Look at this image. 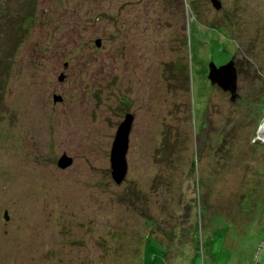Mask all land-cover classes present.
Listing matches in <instances>:
<instances>
[{"label": "rangeland", "instance_id": "rangeland-1", "mask_svg": "<svg viewBox=\"0 0 264 264\" xmlns=\"http://www.w3.org/2000/svg\"><path fill=\"white\" fill-rule=\"evenodd\" d=\"M220 2L0 0V264H264V0Z\"/></svg>", "mask_w": 264, "mask_h": 264}, {"label": "water", "instance_id": "water-1", "mask_svg": "<svg viewBox=\"0 0 264 264\" xmlns=\"http://www.w3.org/2000/svg\"><path fill=\"white\" fill-rule=\"evenodd\" d=\"M210 2L216 10L221 9L222 6L219 0H210ZM98 42L99 41H97L96 44ZM63 79L64 76L59 77V81H63ZM208 79L210 80V84L212 86H218V88H220L223 92L229 93L231 97V102H235L238 99L237 71L234 67V62L232 59L228 64L219 67L211 63L209 65ZM53 100L55 103H57L61 102L62 99L61 97L55 96ZM132 122L133 116L127 115L125 117V120L120 124L117 129L116 136L111 148V176L116 184H120L127 173V163L125 156L128 149V137L131 130ZM70 163V159L66 164L64 161L62 162L64 168L69 166Z\"/></svg>", "mask_w": 264, "mask_h": 264}, {"label": "clouds", "instance_id": "clouds-1", "mask_svg": "<svg viewBox=\"0 0 264 264\" xmlns=\"http://www.w3.org/2000/svg\"><path fill=\"white\" fill-rule=\"evenodd\" d=\"M220 1V0H219ZM211 3V2H210ZM221 3V2H220ZM212 5V4H211ZM213 7V6H212ZM214 8V7H213ZM222 8V7H221ZM215 9V8H214ZM216 10V9H215ZM97 42V41H96ZM96 42H95V44H96ZM225 65V64H224ZM60 76H64V74H61ZM59 76V77H60ZM59 77H58V81H59ZM64 80V79H63ZM209 80V79H208ZM59 82H62V81H59ZM209 83H210V80H209ZM212 86V85H211ZM56 96V95H55ZM57 97H60V96H57ZM62 99V98H61ZM54 101V100H53ZM62 101V100H61ZM55 103V102H54ZM58 103V102H57ZM60 103V102H59ZM5 214H6V217H7V219H6V217H5ZM4 219L5 220H8V215H7V212H5L4 213Z\"/></svg>", "mask_w": 264, "mask_h": 264}, {"label": "trees", "instance_id": "trees-1", "mask_svg": "<svg viewBox=\"0 0 264 264\" xmlns=\"http://www.w3.org/2000/svg\"><path fill=\"white\" fill-rule=\"evenodd\" d=\"M183 45H185V46L187 45V41H186V39L183 41ZM187 49H188V48H187ZM186 56H187L186 59H187V64H188V53H187ZM235 66H236V65H235ZM188 79H189V77H188ZM185 88H187V87L185 86Z\"/></svg>", "mask_w": 264, "mask_h": 264}, {"label": "bare ground", "instance_id": "bare-ground-1", "mask_svg": "<svg viewBox=\"0 0 264 264\" xmlns=\"http://www.w3.org/2000/svg\"><path fill=\"white\" fill-rule=\"evenodd\" d=\"M234 66H235V63H234ZM236 67V66H235ZM218 87V86H217ZM263 134H264V131H263Z\"/></svg>", "mask_w": 264, "mask_h": 264}]
</instances>
